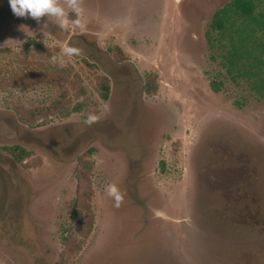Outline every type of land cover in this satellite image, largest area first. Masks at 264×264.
Returning <instances> with one entry per match:
<instances>
[{
	"label": "rangeland",
	"instance_id": "1",
	"mask_svg": "<svg viewBox=\"0 0 264 264\" xmlns=\"http://www.w3.org/2000/svg\"><path fill=\"white\" fill-rule=\"evenodd\" d=\"M232 1L81 0L64 30L0 0V264H264V101L207 40Z\"/></svg>",
	"mask_w": 264,
	"mask_h": 264
},
{
	"label": "trees",
	"instance_id": "2",
	"mask_svg": "<svg viewBox=\"0 0 264 264\" xmlns=\"http://www.w3.org/2000/svg\"><path fill=\"white\" fill-rule=\"evenodd\" d=\"M253 0H234L226 7L213 14L210 30L207 33V40L212 45L213 32L221 37H226V60L229 66L236 71L240 77L244 76L251 83L253 89L264 101V13L254 11ZM256 33H261L262 39H258ZM64 80L63 77L56 78ZM211 88L215 93L220 91V85L212 82ZM107 93L102 98L106 100ZM60 106V105H59ZM81 106L70 109H63L64 116L71 113H79ZM14 114L22 124H28L43 111L24 109L17 105ZM11 155L15 162L21 163V159L28 154L19 146L4 149Z\"/></svg>",
	"mask_w": 264,
	"mask_h": 264
},
{
	"label": "clouds",
	"instance_id": "3",
	"mask_svg": "<svg viewBox=\"0 0 264 264\" xmlns=\"http://www.w3.org/2000/svg\"><path fill=\"white\" fill-rule=\"evenodd\" d=\"M12 13L19 18H32L39 22L41 17H53L58 21L61 29L67 30L71 26L73 29H84V9L81 0H9ZM75 17L73 19L72 17ZM79 49L70 46L63 48L62 54L53 57V61L59 60L61 65L64 57H73L79 54ZM96 120L94 115H90L87 123L91 124ZM108 194L115 198L117 206L121 202V195L114 185L108 186Z\"/></svg>",
	"mask_w": 264,
	"mask_h": 264
}]
</instances>
